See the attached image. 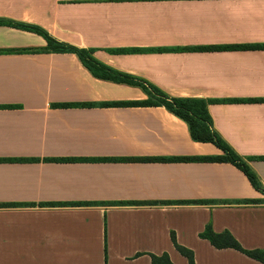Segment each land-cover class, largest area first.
Segmentation results:
<instances>
[{"label":"crops","instance_id":"crops-1","mask_svg":"<svg viewBox=\"0 0 264 264\" xmlns=\"http://www.w3.org/2000/svg\"><path fill=\"white\" fill-rule=\"evenodd\" d=\"M36 27L172 97L215 100L264 188V0H0V264H263L264 194L135 85L45 50ZM125 50L126 52H121ZM67 104L69 107L61 105Z\"/></svg>","mask_w":264,"mask_h":264},{"label":"trees","instance_id":"trees-1","mask_svg":"<svg viewBox=\"0 0 264 264\" xmlns=\"http://www.w3.org/2000/svg\"><path fill=\"white\" fill-rule=\"evenodd\" d=\"M28 29L35 31L47 41L45 50L55 53H74L80 58L83 65L96 77L118 83L139 86L149 96V99L146 101L119 103V105H137L144 107L163 106L189 125L190 134L194 141L201 143H213L224 153L223 156L218 157L174 158L171 159V161L231 163L244 172L256 190L264 194V188L262 187L258 175L250 168L247 161L241 158L214 130L208 106L210 103L217 101L199 98L172 97L146 81L137 80L132 76L119 73L118 71L100 63L94 57L95 51L92 49L78 48L76 46L60 42L56 38L36 27H28ZM121 52L126 51L123 50ZM61 106L69 107L70 105L63 104ZM201 237L210 241L211 244L218 249L233 248L264 264V250H245L229 232L217 234L213 231L212 226L208 225L205 231L201 234ZM174 242L177 250L188 259L189 264H195L194 253L191 250L178 245L175 239ZM152 259L153 264H172L169 256L166 254L162 257L153 256Z\"/></svg>","mask_w":264,"mask_h":264}]
</instances>
